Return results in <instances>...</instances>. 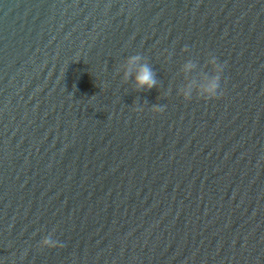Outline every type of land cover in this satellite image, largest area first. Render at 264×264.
Returning <instances> with one entry per match:
<instances>
[{
	"label": "water",
	"instance_id": "water-1",
	"mask_svg": "<svg viewBox=\"0 0 264 264\" xmlns=\"http://www.w3.org/2000/svg\"><path fill=\"white\" fill-rule=\"evenodd\" d=\"M0 264H264V0H0Z\"/></svg>",
	"mask_w": 264,
	"mask_h": 264
},
{
	"label": "clouds",
	"instance_id": "clouds-1",
	"mask_svg": "<svg viewBox=\"0 0 264 264\" xmlns=\"http://www.w3.org/2000/svg\"><path fill=\"white\" fill-rule=\"evenodd\" d=\"M140 58L131 57L130 62L134 63ZM207 64L212 66V75H208L207 73H203L201 75L200 82L195 80L190 81L183 89H181L184 97L188 99L191 96L192 90L195 87L197 89L198 95L205 99L214 98L217 95V90L220 87L221 73L223 71V65L218 63L217 58L215 56H209L207 60ZM195 67V64L191 61H188L183 65L182 71L185 73L189 72L191 69ZM136 83L139 87H148L151 88L155 85L156 81L154 79V75L152 70L147 65H141L139 71L135 77ZM162 110V109H161ZM41 244L47 247H56L58 242L52 239V236L49 234L45 236Z\"/></svg>",
	"mask_w": 264,
	"mask_h": 264
}]
</instances>
